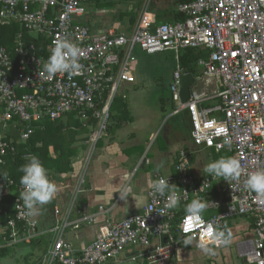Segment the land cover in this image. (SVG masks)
<instances>
[{
    "label": "built area",
    "instance_id": "1",
    "mask_svg": "<svg viewBox=\"0 0 264 264\" xmlns=\"http://www.w3.org/2000/svg\"><path fill=\"white\" fill-rule=\"evenodd\" d=\"M83 3L0 0V27L16 22L35 36L25 42L17 35L13 54L0 47V165L16 152L13 140L6 138L8 132L18 134V142H25L34 132V123L55 121L71 111H77L81 120L90 114L95 121L88 139L93 150L106 135L110 107L119 88L135 83L137 62L133 51L138 48L146 55L166 51L176 55L178 65L170 86L172 101L177 104L173 114H188L190 139L196 148L235 157L243 173L235 181L215 176L197 178L189 172L188 152H180L175 174L168 178L182 197L176 209H167L166 196L149 189L147 203L139 214L118 223L105 220L91 244L81 250L66 241L65 234L68 229H78L80 223H94L96 218L83 215L71 222L76 197L64 214L54 208V224L41 232L38 220L25 215L20 200L22 185L0 180V198L12 195L13 188L17 193L12 203L0 205V216L8 217L0 229V248L30 245L48 235V246L39 264H116L126 260L170 264L182 246L202 251L199 243L203 227L190 231L183 227L185 206L193 198H200L208 205L205 220L224 226L233 219H251V237L237 245L239 256L246 264H264V198L245 187L247 174L264 168V0H194L177 6L182 21L159 25L145 9L129 35L114 29L93 33L79 21L87 13ZM65 36L80 48L81 67L71 75L57 73L49 77L43 65L54 42ZM39 41H43L46 55L37 53ZM186 49L207 53L206 58L198 60L197 67L202 69L205 83L211 82L215 88L211 96L203 89L196 90L194 80L188 101L180 100L184 72L179 55ZM211 99L214 104L205 106ZM18 124L26 130H19ZM11 126L15 131L8 130ZM225 135L230 137V145L223 143ZM213 191L216 197L211 196ZM104 211L99 207L100 213ZM189 236L191 244L186 245ZM211 247L218 250L223 246ZM121 256L125 260H120Z\"/></svg>",
    "mask_w": 264,
    "mask_h": 264
},
{
    "label": "crops",
    "instance_id": "2",
    "mask_svg": "<svg viewBox=\"0 0 264 264\" xmlns=\"http://www.w3.org/2000/svg\"><path fill=\"white\" fill-rule=\"evenodd\" d=\"M166 1L167 2H165L164 6L160 10L149 11V6L139 10L136 16L133 17L134 24L131 25L129 20L130 30H132V28L136 25L139 16L145 9L155 17L157 25L174 23L176 20L175 16L178 14V5L175 6V0H173L171 5L168 3V0ZM91 12L92 11H89V13ZM89 27L95 34L112 29L101 30L99 28ZM117 32L121 33L119 31ZM197 68L198 71L196 77L192 75L194 80H197L198 82L197 84L195 81V89L197 86H200V90L203 89L209 96H211L215 88L212 87L211 82L205 83L202 69L199 67ZM171 100L172 99L170 98L168 104V108L170 110L172 106H175V103ZM135 101H138L139 103V99H136L134 96L131 104ZM214 102L215 101L211 99L209 102L205 103V106L213 105ZM131 107L132 106L128 107L130 112ZM159 109L163 112L165 111L163 101L161 100ZM170 112L172 113V115L169 113L170 118L175 117L176 120H174V123L169 125L165 130L158 129L161 117L160 115L155 118L151 129L146 130L145 134H141L139 130L131 131L129 127L134 123V118L131 116V120L121 124L112 135L108 134L100 139L98 141L100 144L95 146L93 150L90 147L88 152L87 147L90 146L88 142L83 143L84 145L79 142L77 152H81V157L77 159L76 155L74 159L76 162L80 163L83 161L84 152H87L89 157L86 161V172L89 173V178L86 179L82 175V168H84V165L81 167L80 173H78L79 171H76L73 164L74 159H72V172L61 174L59 177L52 179L57 185L58 192L55 198L49 204L45 205V207L53 205L54 207L52 210H54V208H58L61 211V214H64L70 209L71 202L73 198L76 197L70 212L71 222L79 220L83 215H89L96 218L94 223H80L78 229L72 230L69 237L71 241H68L65 238V240L71 243L76 250L82 249V243L86 247L94 240L98 227L102 225L105 220L110 219L118 221L126 217L139 214L147 203L149 182L159 177H168L173 175L175 160L180 152H188L189 172L192 175L197 178L211 176L204 171V168L209 162L214 161L215 156L218 154L215 155L213 152L200 150L192 144L190 139L189 117L186 112H181L179 114H173L172 111ZM143 136L144 138H142ZM180 143V149L175 147L176 144ZM89 159L90 162H88ZM126 173H131L127 183L131 185L133 193L142 195L145 198V203L138 208L136 207L134 198L131 196L128 197L127 201L121 200L118 193H114L113 199L111 200L101 198L104 196L106 187L109 184L117 185ZM79 176H81L80 180ZM56 200H60V203L63 206H56ZM99 207H103L105 211L100 213ZM43 211L48 212L47 209H44ZM43 215L44 212H42L41 219H43ZM52 217L54 218V216ZM39 218L40 216L36 218L38 222H40ZM240 220H245V218L233 219L234 222ZM241 222L242 226L243 224L245 225L244 230L249 231L247 237H251L252 221L249 220V225L245 221ZM52 225L53 224H50V226L40 231L43 232L48 230L52 227ZM234 230L237 232L235 227Z\"/></svg>",
    "mask_w": 264,
    "mask_h": 264
},
{
    "label": "rangeland",
    "instance_id": "3",
    "mask_svg": "<svg viewBox=\"0 0 264 264\" xmlns=\"http://www.w3.org/2000/svg\"><path fill=\"white\" fill-rule=\"evenodd\" d=\"M165 2L167 1L113 0L109 2L108 0H84L83 6L88 13H86L85 17L79 21L83 24L85 23L91 27L99 28L101 30L114 28L121 33L125 31L124 33L129 35L131 33L129 20L135 17L139 10L144 9L146 6L150 7L149 11L160 10L164 6ZM172 2L173 0H168L170 5ZM89 11L92 12L89 13ZM28 36L31 39L35 38L33 34H28ZM133 56L137 62L134 72L136 82L135 84L121 85L117 93L118 97L115 105L119 107L122 105V103L126 102L128 107L132 106L130 115L132 118H134V125L132 124L129 127L131 131L139 130L141 134H145L146 130L151 129L155 118L160 115L161 117L158 124V129L165 130L169 125L174 123V120H176L175 117L170 118V114L172 115V113L168 108L170 98H172L170 86L173 83V74L176 71L178 65L176 55L170 51L154 55H146L138 48H135L133 51ZM200 88V86H197L196 89L200 90ZM134 96L136 99H139V103L138 101H135L133 104H131ZM124 97L126 99H124ZM160 100L163 101L165 110L164 112L159 109ZM176 105L177 104H175V106ZM63 121L65 122L64 125L66 126L68 121ZM81 124H83V120H81ZM12 127L13 126H11L8 130L15 131ZM86 130L90 131V133L94 131L91 126H87V128L83 130L78 127L77 130H75V139L80 141L82 138H84ZM8 133L14 134V132ZM142 138H144V136ZM175 147L180 149L181 143L176 144ZM87 149L89 152L90 146H88ZM76 155L77 159L80 158L81 152L78 151ZM223 155L227 156L225 153H223ZM88 157L89 155H87V152H84L83 161H81V159L80 163L76 162L75 159L73 161L74 168L76 171H79L78 173H80V169L84 165V168H82V175L86 179L89 178V173L86 172V161ZM90 159L88 162H90ZM80 178L81 176H79V180ZM55 205L58 207L63 206L60 203V200H56ZM53 207V205L43 207L42 212H44V215L43 219H41V212L39 218L40 222L38 223L39 231L44 230L46 227L50 226V224H54V218L52 217ZM44 209H47L48 212L43 211ZM249 220L251 219L245 217V220L236 222L232 220L226 222L224 226L230 229L232 233L231 243L228 246H223L218 250L213 248L215 254H209L205 253L204 251L195 250L192 246H182L183 250L176 254L171 264H246L239 256L237 245L241 242L249 240L250 238L247 237L249 231L244 230L245 225L243 224L242 226L241 222L245 221L249 225ZM234 227L237 229V232H235ZM71 233L72 229H68L65 234V238L68 241H71L69 238ZM49 239L50 237L48 235H43L39 238V245L18 244L8 248L5 255L0 258V264H38L42 258L44 250L48 246ZM124 257L125 256H121L119 259L122 260ZM108 264L115 263L110 262ZM116 264L141 263H130L126 260Z\"/></svg>",
    "mask_w": 264,
    "mask_h": 264
},
{
    "label": "clouds",
    "instance_id": "4",
    "mask_svg": "<svg viewBox=\"0 0 264 264\" xmlns=\"http://www.w3.org/2000/svg\"><path fill=\"white\" fill-rule=\"evenodd\" d=\"M80 48L70 37H63L54 42L51 55L43 65V71L53 77L57 73L73 74L77 72L81 65L79 57ZM225 145L231 144V139L227 135L224 137ZM19 171L22 173L20 184V200L22 201L25 215L30 219H35L41 215L42 209L49 204L57 195L58 188L56 183L50 179L49 170L45 167L42 160L37 155H31L27 162L23 164ZM204 171L211 176L221 177L226 181H235L243 173L241 162L235 157L222 156L214 161L209 162ZM131 173H126L117 185L109 184L104 192L102 199H113V194L118 193L121 200L127 201L128 197H133L136 207L145 203L142 195L133 193L131 185L127 183ZM168 177H159L149 182V189L158 193L160 196H166V208L176 209L181 203V194L173 184L168 182ZM245 187L255 193L257 196L264 198V168L255 170L247 174ZM207 202L200 198H193L185 208V219L183 227L185 231L193 228L203 227V237L200 240L199 247L202 251L209 254H215L211 246H228L231 243L232 233L226 226L215 220H205ZM192 237L189 236L185 241L186 245L191 244ZM85 247L82 243L81 248Z\"/></svg>",
    "mask_w": 264,
    "mask_h": 264
},
{
    "label": "trees",
    "instance_id": "5",
    "mask_svg": "<svg viewBox=\"0 0 264 264\" xmlns=\"http://www.w3.org/2000/svg\"><path fill=\"white\" fill-rule=\"evenodd\" d=\"M192 1L194 0H175L174 4L177 6L179 4L190 3ZM133 19L134 18L130 19L131 25L134 24ZM175 19V22L182 21V16L177 14ZM17 35H21L22 40L25 42L32 40L16 22L8 26L0 27V47L6 48L11 54H13ZM42 42L43 41L38 42L37 53L40 55H46V52L42 49V46L44 45ZM206 55L207 53L203 51L186 49L179 55V65L185 74H190L196 77L198 71L196 64L197 60L200 58H206ZM116 99L110 107V124L106 130V135H112L121 124L131 120L127 103H122L121 106L117 107L115 105ZM174 110L175 106H172L171 111L173 112ZM63 120H66L69 123L67 122V125L65 126V122ZM95 125V121L91 119L90 114H88L87 118L83 120V124H81L78 112L71 111L55 121L42 120L41 122L34 123L32 126L34 127V132L25 142H18V134L16 133H7L6 138L8 140H13L16 152L13 155L6 156L4 164L0 165V180L10 179L17 187H19L21 185L20 177L22 176L19 169L27 162V158L33 154L39 156L45 167L49 170L50 179L57 178L61 174L72 172V159H74L77 154L78 143L80 142L84 145L83 143L88 142L91 134L90 131L86 130L85 137L78 141L75 139V130H77L78 127L82 130L87 128V126H91L93 128ZM17 128H19V130H26L23 124H18ZM99 144L100 143L97 142L96 146ZM222 156L224 155L218 154L215 156L214 160ZM12 191H14L12 195H1L0 205L13 202L16 196L15 194H17L16 188H13ZM211 196L216 197L214 191L211 193ZM7 218V216H0V229L6 225ZM124 219L118 221L113 220V222L118 223ZM1 237L2 236H0V244ZM39 244L40 240L37 239L30 245ZM7 250L8 248H0V258L5 255Z\"/></svg>",
    "mask_w": 264,
    "mask_h": 264
},
{
    "label": "water",
    "instance_id": "6",
    "mask_svg": "<svg viewBox=\"0 0 264 264\" xmlns=\"http://www.w3.org/2000/svg\"><path fill=\"white\" fill-rule=\"evenodd\" d=\"M108 1L111 2L112 0H108ZM193 83H194V77L192 75L184 74L181 76L179 97L182 102L188 101Z\"/></svg>",
    "mask_w": 264,
    "mask_h": 264
}]
</instances>
